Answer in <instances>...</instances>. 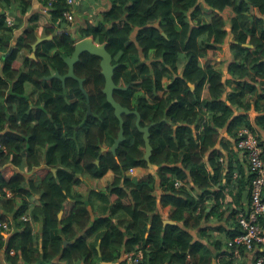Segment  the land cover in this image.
I'll return each instance as SVG.
<instances>
[{
    "label": "trees",
    "instance_id": "1",
    "mask_svg": "<svg viewBox=\"0 0 264 264\" xmlns=\"http://www.w3.org/2000/svg\"><path fill=\"white\" fill-rule=\"evenodd\" d=\"M1 1L17 4L21 16L30 7V0ZM109 1L99 22L76 27L74 21L75 36L62 18L70 8L64 0H53L48 14L31 15L27 29L39 27L52 39L39 43L36 59L22 68L19 51H31L37 41L34 31H24L26 37L15 43L6 35L0 39V54L5 55L0 58V146L6 150H0V171L9 162L25 167L10 180L0 173V223L8 215L16 228L8 239L0 232V253L7 264H101L139 248L144 256L138 264H198L204 245L192 231L204 222L207 208L194 215L197 201L190 190L207 195L211 175L221 172L219 132L226 131L233 140L239 126L251 129L246 114L235 116V110L248 111L249 96L264 99V0ZM200 3L214 13L209 22ZM6 14H0V31L12 28L6 25ZM88 37L105 44L112 56L113 98L136 111L122 115L124 139L114 152L121 127L103 93L101 59L84 52L74 66L86 95L73 79L65 85L49 79L55 72L67 73L64 59L73 54L77 40ZM221 49L230 80L199 64L209 51ZM231 83L235 85L224 100ZM141 128H149L148 159ZM204 160L213 170L209 175ZM149 166L156 167L163 187L160 208H175L170 215L174 225L164 224L157 210L156 179L126 176L129 169ZM235 168L242 171L237 165L227 168L229 176ZM109 173L113 179L105 190H88L80 179L86 175L99 181ZM175 180L188 186L176 189ZM75 185L87 194L74 192ZM3 190L11 192L10 199H4ZM27 212L35 233L19 221ZM119 212L129 219L114 220ZM207 232L200 229L198 237ZM215 244L219 249L221 244ZM188 254L191 262L185 263Z\"/></svg>",
    "mask_w": 264,
    "mask_h": 264
},
{
    "label": "crops",
    "instance_id": "2",
    "mask_svg": "<svg viewBox=\"0 0 264 264\" xmlns=\"http://www.w3.org/2000/svg\"><path fill=\"white\" fill-rule=\"evenodd\" d=\"M73 1H75L74 8H75V26L76 27H78L79 23L84 24L85 21L89 23H93V24L99 22L101 20L102 13L105 12L110 7L109 0H73ZM5 6H8L9 13H11L10 16H8V8H6ZM200 6L202 7L204 19L207 22H209L210 21L209 19L214 15V13L212 11H209L207 7H204L201 3H200ZM43 9H44L43 2H41L40 0H30V7L27 13L24 16H21L20 7L17 6V4L4 3L3 1H1L0 2V14H2L3 12H6L7 18L11 19L15 23V27L10 28L7 26L11 30L0 31V39H2L4 35H6L9 37L11 43H15L18 37L20 36H22L21 38L26 37L24 34V31H27V33L34 31V34H36L37 36L36 43L40 39H42L43 41L51 40L52 36L44 37V32H42V29L39 27L37 28L34 26L32 28L28 26V29H27L28 18L33 14L43 13L42 12ZM71 26L68 27V31L70 30L72 35L75 36L76 27L75 26L71 27ZM58 31L61 32V30H58ZM42 40H40L39 43L43 42ZM33 45H32L31 51H27L25 49H22L19 51L18 60L21 63V68L24 66L25 61L30 60V59L31 60L36 59L35 57L36 53H35ZM211 54L212 55L216 54L217 58L211 59V56H212ZM225 55L226 53L222 49L216 50V51H209L207 56L204 57V59L199 60L200 67L205 68V66L210 65L215 70L223 74L227 80H230L231 76H229V74L227 73V69H226L227 64L225 60ZM0 58L4 59L5 55L2 56V54H0ZM1 59H0V63L2 62ZM234 85L235 83H231L230 84L231 87L226 89V93L223 96L224 100L227 99V93L230 92L232 86ZM248 100L250 104L249 110L246 112H244L243 110H235L234 115L236 116L241 113L246 114L245 116L247 120L250 122L251 129L253 130L255 135L258 136L260 142H262L263 156H264V119H263L264 118L263 117L264 99L262 98L260 99L259 96L256 95V96H249ZM241 127H244V126H239L237 131ZM219 133L220 134L218 135L219 139L217 142L218 144L217 147L221 153L220 155L222 156L221 158H223L224 160V164H221L220 162L217 161V163L221 167L220 168L221 172L219 176L215 178H213V174L211 175L212 177L210 178L211 181L209 182V187H207L208 189L207 188L205 189V192H207V195H205L203 198H202V194L204 193V191H199L197 188H194V192H196L194 194L195 196L193 195L194 198L196 200L200 199L197 202V207H200L198 214H201L203 207L207 208L206 216L203 219L204 222H202L198 226L197 230H195V234L194 233L192 234L195 240H198L204 245V248L199 255L198 264H205L204 260H209L208 264H223L224 262H231L232 264H258L257 257H259L260 254H262L263 252L261 253L258 250L252 251V252L250 251L249 253L248 251L246 252L241 251L238 257H232L230 250L224 244L225 241L221 234V233H224L227 236L228 234L233 236L238 233L239 227L236 224L237 223L236 215H238L248 205L249 193L247 192V185L249 183L250 176H249V168H247L246 160L242 156V154L239 153L238 150L236 149V146L234 144V139L232 140V138L228 136L227 132L224 130H221ZM205 160H206V157H205ZM207 161H205V167H206L205 170L207 174L209 175L210 173L213 172V170L208 166ZM234 163H236L237 167L242 169L240 173L243 177L241 181L242 189L240 187V189H238L237 192H234L233 189L230 187L229 179L231 178V176H229V172L227 169V168L231 169ZM8 168L12 170L11 175H13L15 171L22 172V173L23 171L25 172V167L17 168L10 162L8 163ZM134 170L135 171H134L133 176L127 175L130 178V180L145 179L149 176H153L154 179H156V182L154 184L156 191L154 195L157 198V202H158L157 210L162 214L164 224L167 223L166 221L171 222V224L168 223L169 225L176 224V222L170 219V215L172 211L175 210L174 206L166 205L160 208L163 187L162 186L159 187V180L157 179L156 172L154 171L156 170V167L153 166V168H148V169L136 167ZM53 172L55 173V170ZM80 179L83 181L84 184H86V186L88 187V190L98 191V190H105L106 184L110 183V181L113 179V176L112 174L109 173L106 178H103L99 181L89 176H86V175H84V177H80ZM88 190H83V188L78 185L74 186V192L80 193L83 196L87 194ZM246 193L247 195H245ZM217 197H219L218 201H217ZM217 203H219V205H217ZM88 211L90 212L91 219H94L96 215L95 213H93V209L91 205H89ZM27 215L30 218V221L28 223L31 227H33V231L35 233L36 227L33 223V218L31 217V213L27 212ZM4 216L6 218L5 222H8L11 225L8 215H4ZM113 219L117 221H126L129 219V216L124 212H119L116 216H114ZM11 228L13 229V231L16 230V228H14L13 226H11ZM200 229H207L208 231L203 239L198 237V231ZM11 234L9 236L5 234L3 236L4 239H8L11 236ZM91 240H92V237H88V236L86 237V241L90 242ZM215 243L221 244L219 249L216 248ZM96 248L98 249V247ZM123 255L124 253L121 255L119 261L113 260V262H103L101 264H121V263L127 264L124 261ZM228 256H230V258H228ZM0 261L4 264H7L5 262V255L3 254V251H1L0 253ZM190 262H191V257L188 254L186 256L185 263H190ZM262 264H264V261Z\"/></svg>",
    "mask_w": 264,
    "mask_h": 264
},
{
    "label": "built area",
    "instance_id": "3",
    "mask_svg": "<svg viewBox=\"0 0 264 264\" xmlns=\"http://www.w3.org/2000/svg\"><path fill=\"white\" fill-rule=\"evenodd\" d=\"M52 1L53 0H49V4L47 7L43 5L44 9L42 10V12L44 14H48L49 7H51L53 3ZM64 1H66L67 5L70 8L63 12L62 18L68 25L73 26V23L75 21V1ZM6 25L12 28L15 27V23L9 18L6 19ZM203 117L206 119L207 114H203ZM234 144L238 152L241 153L245 158L247 168H249L250 180L247 185L249 202L247 207L238 215H236V224L239 227L237 235L233 238H229L224 233L221 234L225 241L224 244L230 250L232 257H238L241 251H248L249 253L250 251L252 252L258 250L261 253H264V156L262 142H260L258 136H256L255 133L248 127H241L236 132L234 137ZM0 150L3 153H6V150L3 146H0ZM221 157L222 156L218 158V162L224 164V160ZM234 167H236V163H234L231 169ZM135 168L136 167H134V169ZM7 169H9L8 164L1 169L0 173L4 179L10 180L9 178L7 179L2 173V170ZM134 169H129L126 172V176H133L135 171ZM242 178L243 177L240 173V170L235 168L231 178L229 179L230 187L234 192H237L238 189H240ZM185 186L188 185L180 180L174 181V187L176 189H181ZM3 193L5 194L4 199H10V197L12 196L11 192L9 191L3 190ZM190 193L194 195L196 192H194V190H190ZM199 200L196 201L198 202ZM199 210L200 207H197V209L194 211V215L198 214ZM19 221L28 223L30 221V218L27 214H24L20 216ZM12 231L13 229L8 222L4 221L0 223V232L3 236L5 234L9 236ZM263 253L260 254L259 257H257L258 264H262L264 261ZM13 254L15 253L11 251L10 255ZM123 256L124 261L127 264H138V262L143 259L144 254L143 250L139 248L138 251L127 252L124 253Z\"/></svg>",
    "mask_w": 264,
    "mask_h": 264
},
{
    "label": "water",
    "instance_id": "4",
    "mask_svg": "<svg viewBox=\"0 0 264 264\" xmlns=\"http://www.w3.org/2000/svg\"><path fill=\"white\" fill-rule=\"evenodd\" d=\"M39 40V39H38ZM42 40V39H40ZM40 40L33 45L34 50L36 48V45L40 42ZM43 41V40H42ZM73 54L70 57H67L64 59L65 63L68 66V71L65 75H59L57 72H55L52 76H50V80H53L55 78L62 81L63 85H65L66 80L73 79L79 83L80 90H82L83 94L86 95V91L83 87L84 79L78 78L74 74V66L76 63L79 62L80 55L84 52H87L93 56L99 57L100 60V68H101V74L105 77V86L103 88V93L106 96V99L108 102L113 106L115 111V116L117 117L119 124H120V132L118 134V138L115 140L114 145L111 147L112 151L114 152L117 147V145L124 139L123 138V120L122 115H132V113L136 114V111H129L128 109L122 107L114 98H113V91L117 89V86L114 83L113 80V71L115 66L112 64V56L106 50L105 44L99 45L93 42L92 38H83L77 41L74 44V50ZM141 131L144 133L145 141H146V148H147V154L145 156V159H148L152 152V148L149 146L147 136L149 135V128H141ZM150 167V166H149ZM153 168V166H151ZM150 167V168H151ZM247 195V193L245 194ZM61 214L59 217H61ZM166 224H171V222L166 221Z\"/></svg>",
    "mask_w": 264,
    "mask_h": 264
},
{
    "label": "rangeland",
    "instance_id": "5",
    "mask_svg": "<svg viewBox=\"0 0 264 264\" xmlns=\"http://www.w3.org/2000/svg\"><path fill=\"white\" fill-rule=\"evenodd\" d=\"M78 41V40H77ZM221 54V53H220ZM212 55V54H211ZM217 58L216 54L211 56V59H215ZM167 82V81H166ZM11 168V167H10ZM12 169V168H11ZM11 169H7V170H2L3 175L8 179L10 178L11 174H12V170ZM195 234V231H192V234Z\"/></svg>",
    "mask_w": 264,
    "mask_h": 264
}]
</instances>
